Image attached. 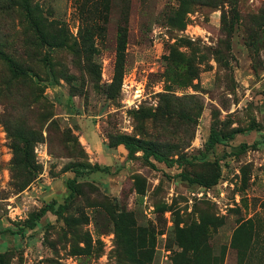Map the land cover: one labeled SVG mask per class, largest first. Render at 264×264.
<instances>
[{
  "label": "rangeland",
  "instance_id": "1",
  "mask_svg": "<svg viewBox=\"0 0 264 264\" xmlns=\"http://www.w3.org/2000/svg\"><path fill=\"white\" fill-rule=\"evenodd\" d=\"M5 1L0 250L8 262L174 264L177 227L204 225L200 240L224 253V264H264V147L236 153L264 135V0H112L102 32L93 24H103V0H29L67 41L54 48L42 45L23 7ZM122 7L128 38L117 82ZM4 54L32 73L14 76ZM214 128L241 132L205 160L177 161L200 157ZM124 136L154 143L174 164L129 154ZM78 163L109 170L77 174ZM218 165L212 187L184 177H213ZM72 178L78 192L69 198ZM53 201L67 203L63 214L17 232ZM132 241H146L140 262Z\"/></svg>",
  "mask_w": 264,
  "mask_h": 264
},
{
  "label": "trees",
  "instance_id": "2",
  "mask_svg": "<svg viewBox=\"0 0 264 264\" xmlns=\"http://www.w3.org/2000/svg\"><path fill=\"white\" fill-rule=\"evenodd\" d=\"M99 1V0H98ZM111 1L112 0H103L104 7H100L98 20H103V24L96 22L93 24V27L97 28L98 31L102 32L105 31V23L108 22V14L111 12ZM229 4L233 7L237 4L238 0H227ZM99 4V2H98ZM5 5L7 7L10 6H18L23 7L25 11V17L27 22L32 26V28L37 33V36L39 40L41 41L42 45L47 46L49 48H54L58 46H66L67 41L65 39H60L58 36L51 35L49 32L50 25L53 23H48V21L41 16L40 13L36 12L34 9L31 8V4L29 0H6ZM101 5V3H100ZM124 7V6H123ZM121 9V17H120V25L118 28V57L116 62V72H115V80L118 82H121L123 79L124 74V59H125V51H126V44H127V38H128V15L129 10L128 8ZM49 24V25H48ZM6 58L9 56L4 54ZM45 61L47 66L52 70L51 68V61H50V55L49 53L46 54ZM8 62L11 68V71L13 72L14 76L19 75H27L31 74L32 70L29 68H25L22 65H19L18 62L12 60L11 58H8ZM51 72V71H50ZM241 130H233L229 133H224L222 131H219L217 129H211L209 137L205 143V151L202 153V155L199 156H193L192 158L188 157H181L177 161H179L180 164L184 163H192L195 160H205L207 156L214 150V148L218 144H227L231 140H233L238 133H240ZM120 144H123L125 148L129 151V154L133 151H142L143 157L150 162L151 164H154L152 161V158L155 160L165 162L169 165L174 164L175 160L171 159L164 153L161 149H159L154 143L149 141H143L141 139H137L130 136H124L120 140ZM261 147H264V135H262V139L256 140L253 143H246L243 142L239 146L236 147V153H243L250 149H260ZM84 165L81 163L76 164L75 171L77 174L80 172H84L86 168H88V171H108L109 166L100 167L97 166H91V165ZM217 173L215 176L210 178H202L199 176H190L188 174H184V177L192 182V183H198L200 185H203L205 187H212L215 184H217L221 177V169L219 168V165L217 166ZM68 186L71 190L69 198H72L76 195L78 192V185L76 178H72L68 180ZM67 208V203L59 204L57 205L56 201L48 203L39 213L34 215L32 218L27 220V222L20 227V231L17 232H25L26 228H35L40 219L47 213L52 212L57 215H61L64 213V211ZM195 229V228H194ZM188 230L183 227L178 226L177 227V241L176 243L179 245L180 250L176 251L175 253V262L174 264H224L225 260V254H215L212 248V245L209 243V241L200 240V236L198 231H201V233L204 235L207 231L206 227L204 225H198L197 230ZM7 231V229H0V234ZM189 231V232H188ZM132 257L140 262L142 260L141 254L145 252L146 250V241H132ZM234 244L237 241H233ZM150 259V258H149ZM0 264H10L8 262V256L6 251L1 252L0 250Z\"/></svg>",
  "mask_w": 264,
  "mask_h": 264
}]
</instances>
